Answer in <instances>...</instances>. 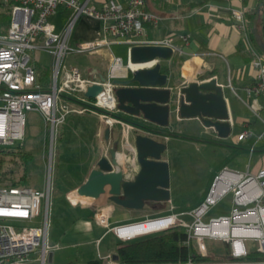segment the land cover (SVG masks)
<instances>
[{"label":"built area","instance_id":"1","mask_svg":"<svg viewBox=\"0 0 264 264\" xmlns=\"http://www.w3.org/2000/svg\"><path fill=\"white\" fill-rule=\"evenodd\" d=\"M145 2L128 0L122 5L109 0L97 8L90 0H0V16L8 13L10 17L6 26L0 24V145L11 146L24 139L25 111L41 114L48 139L46 182L42 189L0 186V264H50L52 261L50 255L54 249L48 244L52 157L58 128L69 114L97 111L105 126L112 128L120 124L122 156L129 160L127 172L135 173V150L129 138L135 126L115 115L117 101L112 80L125 77L128 71L153 67L157 59L136 64L141 66L134 68L129 59L123 63L121 57L114 56L103 82L95 80V77H85L75 65L62 68V64L69 55L93 53L108 45L104 39L71 43L72 28L80 17L100 21L103 31L112 37L140 36L144 32V24L157 19L154 13L146 10ZM62 8L70 10V14L62 29L57 31L50 18ZM246 12L247 9L240 8L230 13L236 27L244 34L251 54L250 65L254 69L252 83L244 87V91L247 96L264 98V53L259 52L250 40ZM153 44L168 45L174 51L178 50L170 39ZM33 51L48 52L52 58L51 79L44 90L36 83L37 70L30 55ZM115 67L124 69L125 74L114 73ZM228 83L230 86V81ZM94 84H100L102 90L92 99L85 97L87 87ZM247 106L253 117L264 124V104L252 102ZM251 134L250 129L245 128L237 139L245 140ZM223 175L227 176L224 189L215 191ZM228 193L232 194L230 214L204 222L202 218L210 206ZM181 214L189 220L182 218ZM98 221L121 241L178 226L186 233V244L199 255H207L204 240L208 237L222 240L227 256L222 260L122 263L114 258L115 253H107L84 264H264V166L255 174L222 170L205 199L183 213L116 225H110L107 216L102 214ZM144 223L151 227L135 230ZM245 238H255L257 246L254 251L258 257L249 258L251 251L247 250Z\"/></svg>","mask_w":264,"mask_h":264},{"label":"crops","instance_id":"2","mask_svg":"<svg viewBox=\"0 0 264 264\" xmlns=\"http://www.w3.org/2000/svg\"><path fill=\"white\" fill-rule=\"evenodd\" d=\"M105 1H109V0H90V3L93 4L95 7L99 8L103 5ZM114 1L122 5H125L128 0H114ZM145 1H146L145 2L146 10L154 13L157 16V19L155 22H148L144 24V32L142 35L127 37L129 41H125V43H127L129 47H128V53L126 55V61L127 59H129V49L133 45L161 42L166 39H170L171 44L175 46L178 50L174 51V55L171 59L160 60L161 71L164 73H168L169 75L170 84L168 85H172L173 83L178 87H180L193 79L201 78L203 80H208L214 77L216 79L217 84L223 86L224 97L226 99L227 107L229 111L231 131L234 125V120L230 114L229 97L225 93L226 87L232 92L231 97H238L239 90L244 92L246 95V99H243L242 101L247 108H248L247 105L252 102H255L259 105L264 104V98L247 96L246 92L244 91V87L252 83L254 76V69L251 67L249 63L251 54L247 50V46L244 40V34L242 30L236 27L235 21L230 16L231 10L245 8L247 9L246 17L248 19V13L253 9H255L258 0H145ZM69 14H70V10L66 8H62L51 16L52 18L51 23L54 24L55 29L57 31L62 29V26L66 22L65 20H67ZM97 39H104L108 43V45L99 47L93 53L80 54V56L84 57V59H86L87 61L83 60L80 66L75 65L79 67V69L81 70L82 74L85 77H95V80H99V76L105 75V73L109 69L113 57L115 56L109 51V47L110 44L114 43L115 40L111 39L110 36L103 31V25L100 21L94 20L86 16L80 17L72 28L70 34V42L76 43L80 41L97 40ZM37 61L38 59L35 58L33 62L37 70V78L40 72L46 73L48 77V86H49L51 79L52 65L51 67L42 69L38 65ZM50 61L52 64L51 55H50ZM223 68L225 69L224 72L222 71ZM212 71L213 73H211ZM130 72L131 71H128L126 76L123 78L126 77L128 78L130 76ZM223 73L224 76H222ZM229 81L231 84L230 86L228 83ZM71 114L76 115L77 113H71ZM88 114L95 116L97 119V123L93 126L92 129L94 136L92 139L87 140V145L89 146L91 151L89 149L88 151L89 153L87 155L86 154L83 155L84 156L83 160H81L80 163L78 164L80 166L78 169L81 170H77V176L82 177L81 181L79 180L78 183H74L73 185H70L63 192L64 195L62 196L63 199L66 200V202H68L71 206L73 207L79 206L81 208V211L77 217L76 222H74L70 227L65 229L60 234H58L57 236L58 245L53 247V249L57 250L58 252H60V254H62L61 257L66 259L67 264H84L88 262H93L97 260L99 255L107 254V253L103 254L102 252H100L99 250L100 243L105 233L112 231H108L107 229H105V232L97 237L95 236L93 225L94 226L97 225V227L102 226L99 224L98 221V217L102 214H105L107 216L108 222L110 224V213L115 212L116 208L119 207L117 205H114L112 202L108 201L106 195L101 196L96 200L95 199L92 200L84 197L77 202L71 200L70 198L71 191H73V189H75L77 186H79L86 180L90 170L94 167V164L98 159V157L100 156V154L101 153L105 154L107 152L108 147H110L109 145H107L106 141L104 140V130L107 126L103 124L100 116L96 115L94 112H85L82 114H77V116H86ZM115 115L124 121L132 123L133 125L134 122L146 123V124L148 123L143 121L141 118L129 116L123 112H119L118 110L115 111ZM184 121L187 122V124H184ZM256 123H259L262 127H264V124H262V122L259 121L258 119H255L250 111V115L247 116L245 119L243 118L241 120V125L243 129L239 133H241L245 128L250 129V125ZM178 124L179 127L183 126L184 129L188 130V132L191 133V135L197 134L199 131H201L200 128L203 129L204 127L203 125H201L202 123L198 119L180 118L178 113L175 111L171 113L169 118V124L166 127H158L156 125H152L155 126V128L160 131L158 134L154 135L153 137L159 141L166 143L167 145V148L163 154V159L166 160L169 164L170 198L180 180L179 170L181 168L178 163L179 150L178 148H176V146L172 141V136H176L172 134V131L175 129L176 125ZM62 125H60L58 128L56 151L58 147V140L60 139L59 129ZM120 126H121L120 124H117V125H113V127L110 128L111 135L113 137L117 133V131L118 132L120 131L119 130L121 129ZM207 129L211 130L214 137H218L211 128H207ZM250 131L252 132V134L248 136L245 140H238L237 139V135H239L238 133L236 135V141L244 142L247 139H249L254 134L251 129ZM43 132H44L43 160L45 161L47 135H46L44 120H43ZM134 133H136L135 127L131 130L129 134V138L131 137V134L133 136ZM262 133H264V130H262L261 133H259L258 138L253 142V144L250 147H248V149H240L231 158L230 161L225 162L223 164L222 170L229 169L235 172L255 174L262 166H264V158L262 157L257 162L253 163V157L256 155H259L260 157L261 151L264 150V147H262L260 150L256 148L257 143L261 140H264V137H262ZM190 138L193 139V137H189V139ZM204 142L212 143V144L216 143L215 141H207V140ZM122 153H123L122 148L120 147L118 149V158L121 162L125 163L126 159H123ZM55 167H56V161L54 168ZM79 173L81 174L79 175ZM52 176L54 177V171ZM216 176L217 174L214 175L213 178H211L210 185H212ZM54 191H55V187L53 188V194H52L53 196L55 194ZM202 201H199L197 204L193 205L188 210L196 207ZM169 202L170 200L163 204H157L156 207H152V205H148L145 206L143 209H148L151 212H155V211L157 212V210L165 208L167 206V203ZM231 207H232V197H231ZM188 210H181L179 212H172V213H183ZM186 218L189 219V217L185 216L184 219ZM148 227H151V225H148ZM146 228H147V224L144 223V224H140L139 227L136 228L135 230L146 229ZM95 242H96L95 246L98 254L96 256L91 257L87 251V246L93 243L95 244ZM80 246H84V248L79 250L78 248ZM53 255L54 252L52 253V260H53Z\"/></svg>","mask_w":264,"mask_h":264},{"label":"rangeland","instance_id":"3","mask_svg":"<svg viewBox=\"0 0 264 264\" xmlns=\"http://www.w3.org/2000/svg\"><path fill=\"white\" fill-rule=\"evenodd\" d=\"M51 20L52 18H50V21ZM110 38L115 41L110 44L109 51L115 56H120L123 63H125L129 47L125 41H129V39L127 37L112 36H110ZM30 55L32 62H34L35 58L38 59V65L42 69L51 67L52 64L48 52L33 51L30 52ZM83 60L87 61L80 55L68 56L62 64V68L67 67L68 65L80 66ZM224 70L225 69L223 68L222 71L224 72ZM222 76H224V73ZM225 93L229 97L230 114L234 120L231 134L227 138L222 139L214 137L210 129L204 127L201 129L199 126L201 131L195 135H191V133L184 129L183 126L179 127V124L176 125L175 129L172 131V134L176 136H172V141L179 150L178 163L181 169L179 170L180 180L170 198V202L167 203L165 208L157 210V212H151L148 209L127 210L122 207H117L115 212L110 213V225L131 223L144 220L146 217H159L172 212L188 210L199 201L205 199L209 191L208 189L211 186V178L216 174L218 176L222 170L223 164L230 161L240 149H248V147L253 144L258 138L259 133L264 130V127L259 123L251 124L250 129L254 134L244 142L236 141V135L243 129L241 120L250 115V110L242 101L243 99H246L244 92L239 90L238 97H231L232 92L226 87ZM95 114L100 116V113L97 111H95ZM96 123L97 119L95 116L89 114L86 116L71 114L59 129L60 139L58 140L57 151V140L55 142V149L53 150L52 157L54 163L53 166H55L56 161V167H53L51 173V175H53L54 171L49 204L48 244L51 247L58 245V234L76 222L77 217L80 214L81 208L79 206H71L62 196L64 195L63 192L70 185L78 183L79 180L81 181L82 179L81 176H77V170H81L78 169L80 167L78 164L83 160V155L89 153L88 151L90 148L87 145V140L93 138L94 135L92 129ZM184 124H187V122L184 121ZM189 137H193V139H189ZM206 140L215 141L217 144L204 142ZM15 144L31 154V160L29 161V179L26 188L42 189L46 182V161L43 160L44 132L43 120L40 113L35 111H25L24 139L15 142ZM47 146L48 139H46V149ZM256 146V148L260 150L264 147V140L259 141ZM261 157L264 158V150L261 151L260 157L259 155L253 157V163L257 162ZM18 172V175L22 174V165L18 168ZM80 174L81 173H79V175ZM54 187L55 194L53 196ZM231 197L232 194L229 193L215 205L210 206L202 220L204 222H209L213 217L230 214ZM43 204L44 203L42 202L41 208L43 207ZM185 216L186 215L181 214L182 218H185ZM93 229L95 231V236L98 237L105 232L106 228L93 225ZM145 236L136 237L131 240H126L125 242L136 241ZM119 241L121 240L117 239L113 232L105 233L100 243V252L103 254H114L116 243ZM204 241L207 255L215 260L225 259L227 250L222 240L206 237ZM245 244L248 251H254L257 246L255 238H245ZM95 245L96 242L95 244L93 243L87 246V251L91 257L98 254ZM83 248L84 246H80L78 249L81 250ZM53 252V260L50 264H67L66 259L61 257L62 254H60V252L55 249Z\"/></svg>","mask_w":264,"mask_h":264},{"label":"water","instance_id":"4","mask_svg":"<svg viewBox=\"0 0 264 264\" xmlns=\"http://www.w3.org/2000/svg\"><path fill=\"white\" fill-rule=\"evenodd\" d=\"M259 9H256L252 31L258 47L264 50L256 28ZM171 46L162 44H138L129 49L131 64H144L157 59L150 68H139L130 72L127 78H114V94L117 110L129 116L141 118L146 123L134 122L136 133L130 137L135 150L133 175L127 172L129 164L118 158L120 131L111 135V129L104 130V140L110 143L107 152L101 153L86 180L70 193L71 200L82 198L96 200L105 196L114 205L128 210H142L145 206L163 204L170 200L169 164L163 159L166 143L153 136L166 127L172 112L180 118L198 119L206 128H211L218 137L227 138L231 124L223 86L214 77L193 79L178 87L168 85L169 75L161 71L160 60L173 57ZM99 81H105L100 75ZM102 87L94 84L87 87L84 96L94 98ZM112 140V141H111ZM114 258L118 256L115 254ZM52 256L50 255V260Z\"/></svg>","mask_w":264,"mask_h":264},{"label":"trees","instance_id":"5","mask_svg":"<svg viewBox=\"0 0 264 264\" xmlns=\"http://www.w3.org/2000/svg\"><path fill=\"white\" fill-rule=\"evenodd\" d=\"M256 9L260 11L256 28L257 32L259 31L258 34L262 42H264V0H258L255 9L248 13L250 40L253 46L262 53L264 50L258 47L252 31V20ZM9 19L8 13H5L0 16V24L6 26ZM211 73H213V71ZM36 83L41 89H46L48 87L47 74L40 72ZM30 160L31 154L24 151L19 145H0V186L27 187ZM21 165L22 174L18 175V168H20ZM185 241L186 233L184 229L175 226L162 232L149 234V236L146 235L136 241H119L116 243L115 254L122 263L185 262L189 259L196 261L213 260L209 255L202 256L196 253ZM255 257H258V254L256 251H251L249 253V258Z\"/></svg>","mask_w":264,"mask_h":264},{"label":"bare ground","instance_id":"6","mask_svg":"<svg viewBox=\"0 0 264 264\" xmlns=\"http://www.w3.org/2000/svg\"><path fill=\"white\" fill-rule=\"evenodd\" d=\"M134 68L137 67L139 68L141 65H136V64H133L132 65ZM145 65H143L142 67H144ZM114 73H117V74H125V71L124 69H120V68H114ZM227 179V176L223 175L222 176V180L220 181V183L218 184L217 186V189L215 191H222L224 189V180Z\"/></svg>","mask_w":264,"mask_h":264},{"label":"flooded vegetation","instance_id":"7","mask_svg":"<svg viewBox=\"0 0 264 264\" xmlns=\"http://www.w3.org/2000/svg\"><path fill=\"white\" fill-rule=\"evenodd\" d=\"M107 145H111L110 143H107ZM121 146H120V139H119V144H118V149L120 148ZM109 148V147H108ZM125 163H128V159H126V161H125Z\"/></svg>","mask_w":264,"mask_h":264}]
</instances>
